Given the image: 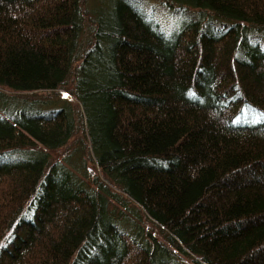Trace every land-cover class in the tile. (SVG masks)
<instances>
[{"label": "trees", "instance_id": "1", "mask_svg": "<svg viewBox=\"0 0 264 264\" xmlns=\"http://www.w3.org/2000/svg\"><path fill=\"white\" fill-rule=\"evenodd\" d=\"M154 3L0 0V264H264V0Z\"/></svg>", "mask_w": 264, "mask_h": 264}, {"label": "rangeland", "instance_id": "2", "mask_svg": "<svg viewBox=\"0 0 264 264\" xmlns=\"http://www.w3.org/2000/svg\"><path fill=\"white\" fill-rule=\"evenodd\" d=\"M137 1H139V2H141V5H142V7L147 11H150L151 10V14H152V16L154 17V18H156L155 16L156 15H158V10L155 8L156 7V5H155V0H137ZM158 6V5H157ZM160 7V6H159ZM160 10H163L161 7H160ZM160 15H164V17H158V18H156V20L159 22V23H161V25H164L165 24V20H164V18H166L165 17V12H163V13H159Z\"/></svg>", "mask_w": 264, "mask_h": 264}]
</instances>
